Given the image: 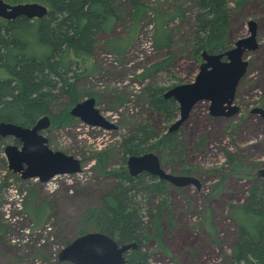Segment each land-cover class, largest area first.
<instances>
[{
    "label": "rangeland",
    "instance_id": "obj_1",
    "mask_svg": "<svg viewBox=\"0 0 264 264\" xmlns=\"http://www.w3.org/2000/svg\"><path fill=\"white\" fill-rule=\"evenodd\" d=\"M141 1L156 11H170L174 5L187 8L184 22L173 21L169 25L174 46L162 51L153 48L154 17L148 12L124 57L120 60L108 53L106 40L122 36L128 25L123 11L126 0H121L117 4L122 10V19L115 31L99 38L93 55L86 62L91 74L84 73L75 84L83 96L98 97L96 108L115 128L93 127L72 118L68 125L50 123L47 129L40 131L49 149L80 161V173L57 175L47 182H40L38 178L22 179L21 173L8 168L4 152L7 145L20 147L21 144L12 137H0V264H68L58 260V252L80 236L82 230L83 233L94 231L90 212L99 209L100 196L112 187L111 173L126 168L122 141L146 117L156 139L163 136L176 119L165 122L149 108L143 88L154 83L170 88L194 80L201 61L189 57L183 39L189 36L192 27L195 1ZM263 4L264 0H245L237 8L228 5L231 47L236 40L248 35L249 21L256 24L257 48L243 56L248 61L247 71L234 98L240 110L229 118L212 117L208 114V102H199L181 127L188 148L185 162L189 172L185 175L196 178L200 188L167 183L172 220L161 223V246L154 240L147 244L150 264H228L231 258L237 226L229 215V208L242 204L246 198L253 181L246 174L257 178V170L264 167V118L250 112L254 107L264 108ZM169 53L175 56L173 75L157 72L141 77L145 69ZM118 100L123 101L120 106H117ZM65 103L63 95L58 94L52 112L61 115ZM202 136L205 145L195 150L193 143ZM154 153L166 172L180 174L179 164L168 150ZM242 171L247 173L240 176ZM156 203L157 197L153 196L151 206ZM26 205L40 210L39 222Z\"/></svg>",
    "mask_w": 264,
    "mask_h": 264
},
{
    "label": "trees",
    "instance_id": "obj_2",
    "mask_svg": "<svg viewBox=\"0 0 264 264\" xmlns=\"http://www.w3.org/2000/svg\"><path fill=\"white\" fill-rule=\"evenodd\" d=\"M4 1L37 2L46 6L48 12L41 18L18 17L10 21L0 18V122L30 127L39 117L48 115L52 125H68L72 119L70 108L84 96H94L95 102L98 101L94 94L83 96L75 84L84 73L91 74L86 62L93 55L99 38L115 31L122 19V10L117 4L121 0ZM194 1L192 27L183 41L189 57L199 62L203 51L215 54L231 47L228 5L233 4L237 8L245 0ZM123 11L128 21L124 34L110 37L105 42L108 53L120 60L134 42L141 21L148 12L154 17L153 48L157 51L171 49L175 40L169 25L173 21L184 22L187 8L174 5L170 11H156L141 0H126ZM174 57L171 53L163 55L145 69L141 77H150L157 72L173 75ZM168 88L155 83L143 88L147 105L165 122L174 120L178 110L173 99L163 98ZM58 94L66 99L61 115H55L51 110ZM122 103L118 100L117 106ZM156 137L146 117L122 141L124 157L168 150L179 164V173L188 174L185 162L188 148L181 126L174 132ZM204 141L202 136L193 143V148L202 149ZM243 172L247 173L242 171L240 176ZM111 176L114 179L112 187L100 196L99 209L89 214L91 230L105 233L119 244L136 242V248L126 254V264H150L147 244L154 240L161 246V223L172 220L168 184L146 173L131 177L124 167L112 172ZM247 176L253 181L246 198L242 204L229 208L237 231L228 264H264V179ZM153 196L157 197V203L151 206ZM26 209L36 222L40 221V210L27 205Z\"/></svg>",
    "mask_w": 264,
    "mask_h": 264
},
{
    "label": "water",
    "instance_id": "obj_3",
    "mask_svg": "<svg viewBox=\"0 0 264 264\" xmlns=\"http://www.w3.org/2000/svg\"><path fill=\"white\" fill-rule=\"evenodd\" d=\"M47 12L46 6L37 2L8 3L0 0V18L7 21L18 17L41 18ZM247 26L248 35L236 40L230 49L215 54L201 53L199 69L191 83L166 89L163 98L173 99L178 107V115L166 133L178 130L199 102H208V114L212 117L229 118L239 113L240 108L234 104V98L247 71L248 61L243 56L257 48L256 24L249 21ZM95 104L94 97H86L73 105L69 114L87 125L114 129L115 125L100 113ZM250 112L264 118V108L254 107ZM49 124L48 115L39 117L30 127L0 122V137H12L21 144L20 147L7 145L4 152L8 168L21 173L22 179L38 178L40 182H47L57 175L81 171L78 159L48 148L47 139L40 131L47 129ZM125 164L131 177L146 173L175 187H200L199 181L192 176L166 172L154 152L129 155ZM256 177L264 179V167L257 170ZM136 245V242L119 244L102 232H87L63 247L58 252V260L68 264H126L125 254Z\"/></svg>",
    "mask_w": 264,
    "mask_h": 264
},
{
    "label": "flooded vegetation",
    "instance_id": "obj_4",
    "mask_svg": "<svg viewBox=\"0 0 264 264\" xmlns=\"http://www.w3.org/2000/svg\"><path fill=\"white\" fill-rule=\"evenodd\" d=\"M191 111H192V110H191ZM177 113H178V110H177ZM71 117H72V116H71ZM188 117H189V116H188ZM72 118H73V117H72ZM49 119H50V118H49ZM187 119H188V118H187ZM185 122H186V121H185ZM185 122H184V123H185ZM50 123H51V120H50ZM184 123L181 125V127L184 125ZM127 157H128V156H127ZM126 170H127V168H126ZM142 174H143V173H142ZM31 179H32V178H31ZM199 188H200V187H199ZM197 189H198V188H197ZM131 250H133V249H131ZM129 251H130V250H129ZM129 251H128V252H129ZM128 252H127V253H128ZM127 253H126V254H127ZM126 254H125V258H126Z\"/></svg>",
    "mask_w": 264,
    "mask_h": 264
}]
</instances>
